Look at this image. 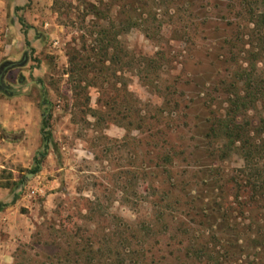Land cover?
<instances>
[{
  "label": "rangeland",
  "instance_id": "rangeland-1",
  "mask_svg": "<svg viewBox=\"0 0 264 264\" xmlns=\"http://www.w3.org/2000/svg\"><path fill=\"white\" fill-rule=\"evenodd\" d=\"M26 1L21 10L31 15L0 18V66L22 61L0 79V98L20 96L15 105L34 109L41 128L46 122L50 160L43 138L36 158L47 164L51 196L11 264H70L62 259L77 233L96 245L84 254L89 264H264V247L251 248L264 236V209L240 206L244 162L236 151L222 154L209 133L224 107L212 86L249 61L229 59L234 14L248 0ZM250 9L264 12L253 1ZM247 26L239 28L246 35ZM101 29L112 41L105 76L96 80L89 67L71 73L70 58L82 66L93 58ZM247 42L237 48L249 50ZM261 53L253 61L264 80ZM81 80L92 84L79 90ZM248 117L264 119V109ZM21 164L12 168L29 170ZM11 170H0L2 183L19 179Z\"/></svg>",
  "mask_w": 264,
  "mask_h": 264
},
{
  "label": "trees",
  "instance_id": "trees-1",
  "mask_svg": "<svg viewBox=\"0 0 264 264\" xmlns=\"http://www.w3.org/2000/svg\"><path fill=\"white\" fill-rule=\"evenodd\" d=\"M252 1L264 7V0H248V4H245L247 1H244L238 5L236 8L237 14L235 13L234 16L240 15L241 18H239V23L235 24L236 36L232 37L229 45V48H231L229 59L236 61L237 57L242 54L246 55L249 61H245L242 65L240 63L244 61H240L239 65H235L234 80L222 82V85H213L209 92L210 95L217 92L224 95L222 97L224 107L221 111H216V115H213L209 133L215 141H222L220 145L222 154L227 151H236L244 162L243 169L240 171L242 178L239 179V186L242 187L241 185H243L246 188L248 196L240 206L244 207L248 213L253 209H264V119L259 118L258 121H254L248 117L252 112L264 109V80L257 73L258 64L253 61L255 57L262 54L261 51L264 49V12L249 10ZM233 4H235L233 6L235 7L236 3L233 2ZM241 7L246 8V10L244 11ZM19 21L20 24L23 23L21 19ZM247 25L252 26L248 35L239 30L240 27L242 29L248 28ZM108 34L109 31L106 29L99 30L97 36L100 38L95 43L100 44V47L97 48V52H95L93 58L89 59L87 64L82 66L74 62L75 56L69 57L72 68L71 73L83 72L84 68L89 67L95 73L94 78L96 80L105 76V62L107 61L105 53L112 42ZM245 38L248 41L249 50L237 48L239 44L244 46ZM141 62H146L145 65L148 67L151 66L148 64L151 59H142ZM84 81L81 80L76 85L79 90H83L82 83L84 84ZM87 82L85 86H91V81ZM238 82L240 87H237ZM45 125L46 122L44 121L40 131L42 135L46 128ZM49 138V134L43 137L46 142ZM36 163L38 164L39 161L36 160ZM37 170V167H35L29 172L34 174ZM3 206L6 205L0 203V208ZM254 238L256 240L253 241L254 245L251 248H263V234L257 233ZM90 239V237H83L77 233L74 242L70 245L71 253L67 251L62 261L70 262V264H89L92 259H87L84 254H87L88 250L96 246L94 243L92 244Z\"/></svg>",
  "mask_w": 264,
  "mask_h": 264
},
{
  "label": "crops",
  "instance_id": "crops-1",
  "mask_svg": "<svg viewBox=\"0 0 264 264\" xmlns=\"http://www.w3.org/2000/svg\"><path fill=\"white\" fill-rule=\"evenodd\" d=\"M9 1L12 7L6 9L3 1L0 0L1 19L5 18L7 13L14 18L15 12L21 10L23 7L20 6H23L27 2L26 0ZM25 9H28V7H25ZM21 11L26 15H31V10ZM17 42L19 43L18 40ZM7 71L4 75H6ZM37 83L39 82L31 81L29 86L37 87ZM24 85L26 84H23V82H17L14 87L18 89ZM17 96H12L10 100L0 98V170H3L7 166L12 169V172L18 174L19 177V179H11L10 184H5L2 183L4 179L0 176V203L6 205L0 208V264H11L15 246L17 243L26 242L29 239L33 231V220H35L36 211L39 206L47 205L51 196L45 193V189L49 184L43 182L44 173L47 172L44 166L47 164L43 166L41 163H36V160H38L36 156L39 153L40 139L43 138V135H40V121L35 116L38 114L35 113L36 111L34 109H30V114H27L26 111L15 105L14 101L18 98L23 99ZM26 109L29 110V108ZM16 132H21L22 136L18 139L14 138V140H11L9 136ZM15 141L17 142L14 143ZM49 141L50 139L47 143L43 144L46 145V152H48L45 153L46 159H49L51 156L50 148L47 147V145L50 147ZM10 147L13 149L11 150ZM20 147L26 150V153H24L27 154L26 162L22 161L25 157L24 155L18 157ZM5 148L7 150H4ZM3 151L5 152L4 154ZM20 162H22V168L29 170L23 172L15 171L12 166H17ZM35 167L38 169L37 172L26 179V175ZM23 183L24 186L21 187ZM31 189L34 190L33 194L29 193Z\"/></svg>",
  "mask_w": 264,
  "mask_h": 264
},
{
  "label": "water",
  "instance_id": "water-1",
  "mask_svg": "<svg viewBox=\"0 0 264 264\" xmlns=\"http://www.w3.org/2000/svg\"><path fill=\"white\" fill-rule=\"evenodd\" d=\"M22 64V61L21 62H7V63H5V64H3V65H1L0 66V79L3 77V75L5 74V72L8 70V69H10V68H14V67H16V66H20ZM33 174H31V173H28L27 175H26V179H28L30 176H32ZM24 186V183L22 184V186L21 187H23Z\"/></svg>",
  "mask_w": 264,
  "mask_h": 264
},
{
  "label": "built area",
  "instance_id": "built-area-1",
  "mask_svg": "<svg viewBox=\"0 0 264 264\" xmlns=\"http://www.w3.org/2000/svg\"><path fill=\"white\" fill-rule=\"evenodd\" d=\"M45 26H47V25L45 24ZM29 193H30V194H33V193H34V190H32V189L29 190Z\"/></svg>",
  "mask_w": 264,
  "mask_h": 264
}]
</instances>
